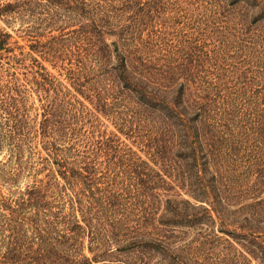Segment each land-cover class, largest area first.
Instances as JSON below:
<instances>
[{"label":"trees","instance_id":"obj_1","mask_svg":"<svg viewBox=\"0 0 264 264\" xmlns=\"http://www.w3.org/2000/svg\"><path fill=\"white\" fill-rule=\"evenodd\" d=\"M85 1L46 0L78 22L31 52L45 61L67 59L64 52L76 57L68 73L72 87L94 112L115 108L118 132L139 140L153 166L116 135L93 138L78 128L84 116L74 112L76 100L68 90L53 94L45 73L34 80L46 96L33 130L26 92L10 84L12 75L4 81L1 69L0 152L6 148L15 165L0 163V183L14 185L25 168L34 179L15 199L3 197L0 188V264H264V89L234 85L232 79L245 73L226 75L204 51L156 65L139 48L149 43L141 36L149 15L136 12L145 5L126 1L125 8L137 14L112 28L92 19L95 8ZM204 1L218 16H238L242 35H264V0ZM23 4L32 10L37 1ZM13 8L1 7L0 17ZM136 31L139 36L129 35ZM10 38L0 31V50L8 49ZM203 62L214 78L201 75ZM98 77L106 90L85 93ZM36 138L46 157L16 164ZM223 151L253 178L240 197L221 188Z\"/></svg>","mask_w":264,"mask_h":264},{"label":"rangeland","instance_id":"obj_2","mask_svg":"<svg viewBox=\"0 0 264 264\" xmlns=\"http://www.w3.org/2000/svg\"><path fill=\"white\" fill-rule=\"evenodd\" d=\"M36 1L37 6L30 10L29 6L23 4L25 0H0V8L5 5L14 7L11 14L0 17V31L9 34L11 37L6 45L8 49L6 51L0 50V70L2 69L5 74L2 79L8 81L11 78L10 75H12L16 81H12L10 84L18 86L19 92H26L23 104H25L26 114L30 120V127L33 130L38 129L37 123L41 120L42 113L41 104L46 96L43 88H38L34 84V80H40L36 75L45 73L52 79L50 80V82L52 81L50 86L54 87L53 94H58L60 90L63 92L68 90L72 99L76 100L74 101V112L77 109L84 116L83 120L79 121L78 128L81 127L83 132L90 133L93 138L116 135L126 149L130 148L141 161L153 166L149 156L150 152L138 143L139 140L133 141V139H129L118 132V126L115 123V108L106 114L94 112L88 101L72 87L71 81H68V73L74 64L75 67L77 66L76 57L71 54L67 56L69 53L64 52L66 55H63V57L67 59L61 61L49 59L45 61L43 55L31 52V46H34L37 42L43 44L51 37L61 34L66 35L67 32L76 28L72 26H75L78 22L77 15L49 6L46 0ZM80 1L78 0L79 3ZM126 1L131 2L132 0H86L85 2H88L91 8H95L94 14L91 15L93 16L92 19L102 24L109 22L112 28L120 26L121 23L118 22L120 18L127 20L128 16L132 17L136 12L146 18L147 13L150 22L144 24L141 36L148 39L149 43L146 47L140 45L139 48L142 49L141 53L145 54V58H149L156 65L163 66L167 64V61L164 60L168 57L185 58L186 55L191 54L192 58L195 59L198 51H204L203 55L207 56L208 59L218 60V65L226 75H229V73L233 75L234 72L245 73L240 80L233 82L234 79H232L234 85H244L248 87L249 92L253 90V87L264 89L262 87L264 86V80L262 79L264 71L260 72L261 69H264V40L262 39L264 35L259 34L257 31L251 32L247 36L242 35V28L239 25L236 26L238 16L232 19L222 17L223 15L218 16L215 13L217 11L210 7L209 1L204 0H138L145 6L141 10L137 9V11L132 8L126 9ZM146 4H149L150 8ZM50 8L53 9L47 11ZM236 11L238 12V9ZM60 26L61 29L67 27L68 29L60 32V30H57ZM133 32L129 35L134 37L140 35L139 31ZM243 39L244 41H242ZM115 40V36L107 37L108 42ZM133 45H136V43L134 42ZM135 47L131 45V50H134ZM69 58L72 64L68 63ZM34 59L37 62H34ZM83 66L88 71L92 65L87 61ZM192 66L193 64H191ZM206 69L203 62L204 73L201 75L204 77L209 75L211 79L214 78L211 77L213 69H209L208 65H206ZM95 81H92L86 87L88 90L85 93L94 94L96 90H106L104 81L99 77ZM5 83L3 82V84ZM45 88L48 87L45 86ZM50 96H52L51 93ZM225 152H222V157L225 158L224 161L219 157L223 174L220 178L221 188H226L227 191L233 189V193L240 197L244 194L243 188L252 185L253 178L247 177L242 173L241 168L235 167L232 156L229 157V154ZM41 157H46V152L42 149L39 138H36L28 148L24 149L21 161H17L16 164L31 165L32 162L34 165L36 162H40ZM0 163H8L3 168L14 167L15 162L13 158L8 159L6 148H3L0 152ZM156 167L158 168V166ZM0 169L2 170L1 165ZM44 175L45 173L38 176L37 179L44 178ZM33 179L34 174L25 168L21 171L14 185L7 186L0 183L1 195L5 198L15 199L18 197V193L23 191L26 186L31 185ZM58 181L61 180L58 178ZM259 197L264 198V193H261ZM192 236L193 233L187 239L192 238ZM251 264H257V262L252 261Z\"/></svg>","mask_w":264,"mask_h":264}]
</instances>
